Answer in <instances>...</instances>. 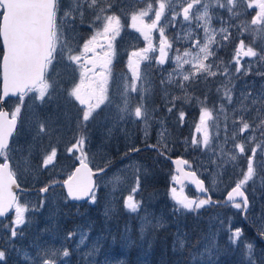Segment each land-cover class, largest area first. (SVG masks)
<instances>
[{"label": "rangeland", "instance_id": "rangeland-1", "mask_svg": "<svg viewBox=\"0 0 264 264\" xmlns=\"http://www.w3.org/2000/svg\"><path fill=\"white\" fill-rule=\"evenodd\" d=\"M2 13L0 5V24ZM241 41L257 55H239ZM2 55L0 39V97ZM261 55L264 0H84L76 9L59 2L49 80L7 103L22 121L3 160H18L23 185L0 219V264H156L157 242L163 259L170 247L172 264H264V124L255 128L264 117L239 105L241 92L264 90ZM69 57L94 71L78 78ZM242 116L251 125L243 134ZM22 141L31 152L17 158ZM174 155L189 161L216 201L241 182L251 209L244 214L242 201L212 204L177 185ZM83 159L103 170L91 200L74 203L61 185L41 194Z\"/></svg>", "mask_w": 264, "mask_h": 264}, {"label": "water", "instance_id": "water-1", "mask_svg": "<svg viewBox=\"0 0 264 264\" xmlns=\"http://www.w3.org/2000/svg\"><path fill=\"white\" fill-rule=\"evenodd\" d=\"M0 4L4 9L0 28L4 50L1 63V157L10 148L19 125V118L11 116L6 102L25 95L29 89L36 88L45 80L48 61L53 57L56 0H0ZM135 74L138 75L137 72ZM171 163L174 172L178 174L176 183L179 186L189 184L198 194L208 197L212 203L215 202L211 198L207 182L196 171L187 168V159L173 157ZM99 174L90 163L82 160L60 184L72 202L83 203L92 196ZM56 184L58 183L41 189V194L46 195ZM21 189L13 172L12 162H0V219L11 213ZM239 201L244 203L245 212L250 209L249 196L238 183L229 189L224 203Z\"/></svg>", "mask_w": 264, "mask_h": 264}, {"label": "snow or ice", "instance_id": "snow-or-ice-1", "mask_svg": "<svg viewBox=\"0 0 264 264\" xmlns=\"http://www.w3.org/2000/svg\"><path fill=\"white\" fill-rule=\"evenodd\" d=\"M83 2H84V0H70L71 8L72 9H76ZM80 18H81V20L83 19V11H82V9L80 11ZM73 19H75V15H73ZM253 43H254V41H253ZM238 54L239 55H246V56H256L257 52L253 51L252 44H249L247 49H244L243 48V41H241V50L238 52ZM68 59H69V62L75 66L76 71L78 73V78H80V79H83L87 72L94 71V69H87L86 67H84L82 65H79L78 61L76 59L72 58V57H69ZM260 59L264 60V55H261ZM250 71H251V65L249 66V70L245 72V75H247ZM237 72H239V69H237ZM109 74H110V69H109ZM257 75L258 76H264V73L258 72ZM262 89H264V87H262ZM133 90H134V86H133ZM76 94H77L76 93V89L72 88L70 90L69 95L71 97H74V96H76ZM240 95L243 97V99L239 103L241 110H243L245 113H250V112L254 111L255 112V116L253 117V119H255L256 117H264V111H262V110H264V90H261V91L257 92L255 95L253 94L252 91L241 92ZM41 96H43V93H41ZM227 100H228L229 104L232 103L231 95H227ZM249 101H250V103H249ZM101 102H103V101H101ZM186 102L190 103L191 99L189 98V100H187ZM198 102L201 103L200 101H198ZM126 106H127V104H125V107ZM95 110H96V106H93L90 111L85 112L83 114L81 119L84 122L89 121L92 112H94ZM136 111H137V115H139V109H137ZM170 111H171V109H169V112ZM203 112L207 113L210 116V113L208 112V109H206V108L203 109ZM183 115L184 114L181 113V116H183ZM240 119L243 121L242 130H241V134H243V131L248 130L251 127V125L249 124L248 121L244 120L243 116ZM261 124H264V118H262L260 120V122L255 125V128H257V129L260 128ZM86 126H87V124L85 123V127ZM148 127H149V132L146 133V134L150 135V126H148ZM41 131H43V126H41ZM109 132H111V130H109ZM158 136L162 137L163 136V132L158 133ZM85 139H86L85 136H83V135L80 136V144L81 145H83L85 143ZM249 139L250 140H254L255 139V135L253 134L252 136L249 137ZM257 146L259 147V145H257ZM44 165L45 166L47 165V161L44 162ZM94 201H95V197H93V199H92V202H94ZM178 203L182 207L188 209L189 211L192 210V205L190 203H185L183 201H178ZM127 207H128L129 211L136 212L139 209V203H130L129 205H127ZM105 215H107V210L105 211ZM144 228H145V226L141 227V232L144 231ZM233 235H234L235 239H238L240 233H239V231H237ZM235 239L233 240V243H235ZM183 247H184V241L181 240L180 241L181 250L183 249ZM247 248L249 250V255H250L251 254L252 245H247ZM174 250H176L175 244H174ZM98 253H99V247L97 246L95 248V252L89 251L87 253V255L88 256H93V255L98 254ZM65 255H67V253H65ZM120 264H123V262L121 261Z\"/></svg>", "mask_w": 264, "mask_h": 264}, {"label": "trees", "instance_id": "trees-1", "mask_svg": "<svg viewBox=\"0 0 264 264\" xmlns=\"http://www.w3.org/2000/svg\"><path fill=\"white\" fill-rule=\"evenodd\" d=\"M64 0H58V3L59 2H63ZM69 2H70V0H69ZM113 71L114 72H116V69L114 68L113 69ZM24 141V140H23ZM23 141H22V144H21V146H22V152H21V154L20 155H17L16 157L18 158V157H21L22 155H26L27 156V154L29 155V153L31 152L30 151V149H27V143H24L23 144ZM23 147H24V149H23ZM16 162H18V160H15L14 162H13V165L14 166H16ZM74 165V164H73ZM15 171H17V167L15 168ZM18 173V179H19V181H20V184H21V186L23 185V182H22V176L20 175L19 176V172H17ZM48 179V178H47ZM49 182H54V179H49L48 180ZM21 193V192H20ZM20 196V195H19ZM21 198V197H20ZM169 240V239H168ZM166 241V243L169 245V246H171V240H169V241ZM162 245H164V244H162L161 242H157V249H158V247H160L159 249H160V251H161V253H163V249H162ZM262 245L263 244H259V246H261L262 247ZM157 249H156V251H157ZM169 249H170V247L168 248V250H167V253H166V258L165 259H163L162 258V254L160 253V251H157L154 255H152V261L154 262V263H156V264H158V263H160V264H172V261H171V259H170V251H169ZM264 251V250H263ZM261 258H263L264 259V257L262 256ZM170 261V262H169ZM260 262H262V261H260ZM257 263V264H261V263Z\"/></svg>", "mask_w": 264, "mask_h": 264}, {"label": "bare ground", "instance_id": "bare-ground-1", "mask_svg": "<svg viewBox=\"0 0 264 264\" xmlns=\"http://www.w3.org/2000/svg\"><path fill=\"white\" fill-rule=\"evenodd\" d=\"M118 155V154H117ZM117 157V156H116ZM116 159V158H115ZM111 160V159H110ZM115 162V161H114ZM107 163H109V162H107ZM106 164V163H105ZM99 170V169H98ZM101 170V169H100ZM31 187V186H30ZM90 200H91V198H90ZM88 202V201H87ZM79 204V203H78ZM80 205V204H79ZM224 205V204H223ZM227 206V205H226ZM232 206H233V204H232ZM80 208V207H79ZM231 209V208H230ZM259 209V208H258ZM262 210V209H261ZM260 213V212H259ZM260 216V215H259ZM225 220V219H224ZM225 222V221H224ZM232 225V224H231ZM243 225V224H242ZM227 226H229V225H227ZM226 226V227H227ZM216 227V226H215ZM237 228V227H236ZM212 229V228H211ZM210 229V230H211ZM252 229V228H251ZM242 230V229H241ZM231 231H232V229H231ZM234 231H236V230H234ZM223 232V231H222ZM235 233V232H234ZM240 233V232H239ZM251 233H252V230H251ZM225 234H226V232H225ZM232 234H233V232H232ZM229 235V238H230V234H228ZM254 235V234H253ZM221 236V235H220ZM225 236V235H224ZM253 238H254V236H253ZM220 239V238H219ZM224 239V238H223ZM220 240H222V239H220ZM241 241H242V239H241ZM240 241V242H241ZM251 241V240H250ZM219 242H221V241H219ZM233 242V241H232ZM244 242V241H243ZM254 243V242H253ZM240 244V243H239ZM223 245V244H222ZM230 246V245H229ZM229 248V247H228ZM232 248V247H231ZM226 249V248H225ZM228 250V249H227ZM233 254V253H232ZM197 256H198V254H197ZM228 258V257H227ZM235 259H237V258H235ZM234 259V260H235ZM200 261H201V259H200ZM245 261V260H244ZM195 263H197V262H195Z\"/></svg>", "mask_w": 264, "mask_h": 264}]
</instances>
